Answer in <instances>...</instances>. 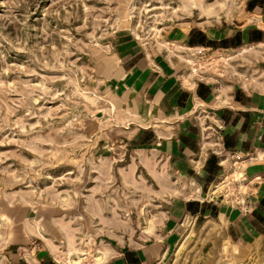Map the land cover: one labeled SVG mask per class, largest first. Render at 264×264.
I'll return each instance as SVG.
<instances>
[{"label": "rangeland", "instance_id": "374dc122", "mask_svg": "<svg viewBox=\"0 0 264 264\" xmlns=\"http://www.w3.org/2000/svg\"><path fill=\"white\" fill-rule=\"evenodd\" d=\"M262 4L0 0V264H264L251 156L166 163L145 121L162 68L177 87L233 68L189 36L234 45Z\"/></svg>", "mask_w": 264, "mask_h": 264}, {"label": "crops", "instance_id": "0c3cea01", "mask_svg": "<svg viewBox=\"0 0 264 264\" xmlns=\"http://www.w3.org/2000/svg\"><path fill=\"white\" fill-rule=\"evenodd\" d=\"M253 8L256 14L251 18L252 24L238 29L241 36L234 45L227 36L222 40L228 41L229 46L218 47L215 42L222 40L215 36H207L203 44L188 43L191 51L204 54L200 56L203 59L221 54V49L228 51L221 58L234 63L233 68L222 73L218 68L219 74L196 78L190 87H177L182 83L178 72L162 68V73L148 85L145 109L149 117L145 121L152 124L158 151L166 158L164 162L178 159L181 163L184 156L191 158L196 154L201 169L211 151L230 154L237 162L250 155L251 159L244 161L248 163V173L264 176V160H260L264 157V4ZM189 40L190 36L186 42ZM190 125L200 128L198 138H190ZM193 139H198L195 148L190 145ZM173 166L178 169L175 162Z\"/></svg>", "mask_w": 264, "mask_h": 264}, {"label": "trees", "instance_id": "16d2710c", "mask_svg": "<svg viewBox=\"0 0 264 264\" xmlns=\"http://www.w3.org/2000/svg\"><path fill=\"white\" fill-rule=\"evenodd\" d=\"M254 6H251L250 8H253ZM240 36H241V33L240 32H238L237 34H236V39L237 38H240ZM206 39H207V37H206V35L205 34H203V38L200 40V41H194V40H192V36H190V40H189V43H191V44H193V43H201V44H203L205 41H206ZM223 41H225V40H223ZM209 42H211V43H213V42H215V41H209ZM240 42H238V44H239Z\"/></svg>", "mask_w": 264, "mask_h": 264}, {"label": "bare ground", "instance_id": "6f19581e", "mask_svg": "<svg viewBox=\"0 0 264 264\" xmlns=\"http://www.w3.org/2000/svg\"><path fill=\"white\" fill-rule=\"evenodd\" d=\"M240 172H242V171H240ZM71 258H72V257H71ZM68 259H69V258H68ZM101 259H102V258H101ZM71 263H75V264H76V263H79V260H74V259H73V261H71Z\"/></svg>", "mask_w": 264, "mask_h": 264}]
</instances>
